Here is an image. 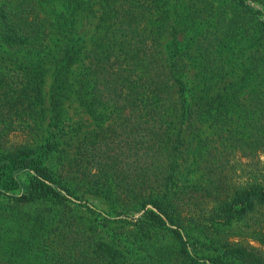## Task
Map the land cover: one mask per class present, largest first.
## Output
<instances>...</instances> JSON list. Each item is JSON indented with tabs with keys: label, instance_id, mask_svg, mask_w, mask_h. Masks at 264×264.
<instances>
[{
	"label": "trees",
	"instance_id": "trees-1",
	"mask_svg": "<svg viewBox=\"0 0 264 264\" xmlns=\"http://www.w3.org/2000/svg\"><path fill=\"white\" fill-rule=\"evenodd\" d=\"M250 2L0 0V264H264Z\"/></svg>",
	"mask_w": 264,
	"mask_h": 264
},
{
	"label": "rangeland",
	"instance_id": "rangeland-1",
	"mask_svg": "<svg viewBox=\"0 0 264 264\" xmlns=\"http://www.w3.org/2000/svg\"><path fill=\"white\" fill-rule=\"evenodd\" d=\"M249 5L251 7H253V8H255V9H260V11H261V18L264 21V10H262L259 7V5H257L256 3L253 4L252 2H250ZM49 81H50V77H49V74H47L46 77H45V82H44V87H43V92L45 94V97H46V94L48 93L47 90H48ZM70 111L71 112H74V110H70ZM73 118L76 119V117H73ZM83 121L85 122L86 125H89V127H92L90 125L91 124V120L87 119L85 116H83ZM23 135H24L23 133L18 132V131L11 132L8 135V142H10V143L19 142V141H21L23 139ZM70 148H68L67 152L64 154V155H66L65 158L70 157V152H71V149ZM65 158L61 161V163H65L66 162V159ZM257 158H258L259 161H261V162L263 161V157L262 156H258ZM239 161L241 163H243V169H244V171L240 172V178L239 179L240 180H246L247 174H249L248 171L251 170L255 166L256 162H258V161H249L246 158H240ZM58 162L59 161H57V164H58ZM25 173L26 172H24V171H21V172L16 173V175H18V178L20 179V181H22L25 178ZM74 202L77 203L78 201H74ZM87 202H88V204H90L89 207L93 208L95 211L99 212L100 214L105 215V213L108 210V207H107L106 204L102 203L101 201H99L98 199H96L94 197H88ZM137 216L138 215H136V214L134 215V217H137ZM263 229H264V226H263ZM234 240H237V239H234ZM246 241L249 244H252L254 246H258L257 243L253 242L249 238H247ZM261 248L264 250V247H261Z\"/></svg>",
	"mask_w": 264,
	"mask_h": 264
}]
</instances>
